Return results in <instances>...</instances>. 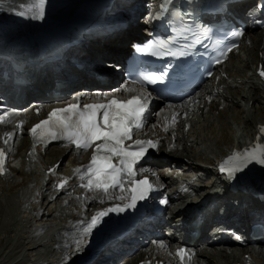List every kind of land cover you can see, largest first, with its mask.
Returning <instances> with one entry per match:
<instances>
[{
	"label": "bare ground",
	"instance_id": "obj_1",
	"mask_svg": "<svg viewBox=\"0 0 264 264\" xmlns=\"http://www.w3.org/2000/svg\"><path fill=\"white\" fill-rule=\"evenodd\" d=\"M91 1H92V3H91V5H92L95 1L94 0H91ZM152 1L154 2V3L152 2V5H155V0H152ZM84 2H86V0H56L55 2L53 0H48L47 8L43 6V9H44L43 16L42 17L40 16L41 22H42V20H43V22L45 20H48L49 23L56 21L62 25L61 28L65 27L66 33H69V35H71V37H73L76 31H79L82 29L83 25L72 24L71 22H70L71 24L68 25L67 24L68 21H66V22H64V21L66 19H68L70 16H72V14L75 13V11L80 6L84 5L85 4ZM128 2H129V5H131V7H133V9H134V12H133V15L131 16V18L122 17V16L116 17L117 13H120V9L118 6L121 7L123 4H120L119 2H115L112 5L107 6V8L103 11L102 15L100 16L99 20L97 21V24L94 25L96 28L102 29L104 26L103 22H108L109 20L113 19V23H116V22L124 23V19H126L130 23L129 28L126 31H121V32L113 34L111 36H106L105 38H103V39H105L104 41L102 38L96 37L95 32H92L88 35V37H86V40L84 42H82V44H80L77 47H73L69 51H67L61 62L56 63V64L45 65V63H42L41 60L39 59L35 63L36 66L41 65V68L45 67L43 70H46L47 72L49 71V73H52V74L59 76V78L62 80V82L69 87L80 86V83L82 85V82L83 83H90L91 84L90 88L99 86V84H97V82L90 76L91 71H94V70H96L99 74L106 73L110 79H113V80L118 79L117 72H115L116 70L113 73H111V72L107 73V72H103L102 70H98L99 68H95V69L92 68L93 70L90 68H87V70L85 72L81 73L80 71H74L71 69V67H74V65L71 66V62L75 61V64H77V61L78 62H80V60L85 61L86 59H88V57L90 55L93 57H96V58H98V57L104 58L105 57L106 59L114 61L116 57L126 53V44L123 43V41H125L126 39L130 40V38H135L133 40V42H137V40H136L137 35L136 34L139 33L138 30L140 28H139V26H137V23L134 21V17L137 16V14L142 13L143 10H145L146 8L149 9V7L142 5L144 3V0H128L125 3H128ZM108 8H110V9H108ZM37 9H40V6ZM90 9L91 10H90L89 14L95 13L99 9L102 12L103 5H101V8L99 5H92V7ZM40 11H41V9H40ZM89 14H87L82 19V22H84L86 19H88V16H90ZM246 21H247L248 28H249L248 32H250L251 34H247V36L244 38L243 45L248 40L247 37H249V40H255L256 36H255L254 32L259 31L255 25V23H257V20L255 18H253V16H249L246 19ZM138 23H140V21H138ZM141 24H145V26H146L148 24V20H143L141 22ZM263 35H264V31H262L261 37ZM4 36L6 37V39L8 41L4 38L3 43H7V42L11 41V39H10L11 37L9 35H4ZM68 37L69 36L66 35V36H64V39H68ZM256 41L257 42L254 41L257 44V50H256L257 54L255 53L256 54L255 55V59H256L255 60V62H256L255 72L259 69L260 66H262L261 62L264 58V37L262 39L260 38V40L257 39ZM70 44H72V42ZM70 44H67V45H70ZM77 51H79V52H77ZM84 52H86L85 56H83L79 60L77 58L78 57L77 55H79L80 53L82 54ZM260 53L263 54L262 57L260 56ZM29 67H30V69L28 71L27 78L30 79L32 84L27 88L19 89V91L17 92V94L24 96L21 99L20 105L23 106V108H21V109H25L24 113L26 114V118H22L21 120H18L17 117H19V116L16 114H14L12 117V129L15 130V133L11 135V138H9V141L13 140V146H14V143L19 142V140H18L19 138H17V132L20 129L25 131L24 137H27V139H28V133H27L28 127L26 125H28L31 121L36 120L38 116L33 114L32 108L30 110V108L27 107V104L31 103V102H36L33 98L32 92L34 90H37V88H39L38 90L44 89V87L47 86V84L44 86H41V85L44 84L50 78V75L48 73L44 74L43 72H37L36 69L32 65H29ZM226 72H227V70H226ZM227 73H228V75L226 74L227 75L226 77L231 78V80L230 81H224V83L227 84L226 88L227 87L231 88V89L237 88L236 83L239 79H242L240 77L241 75L239 76L237 73H233V72H230V73L227 72ZM235 74H237V76ZM245 77H246V75H245ZM243 81H244V78L242 79V83H243ZM244 83H246V82H244ZM53 84H54V82L52 80L51 86H53ZM85 85L86 84H84L82 86H85ZM48 86H50V84H48ZM247 86H249V85H247ZM260 87L262 88L263 94H264V81H261L260 79H256L254 81V79H252L251 87H249V88L259 90ZM127 88H132V87L127 86L126 89ZM50 89L51 88L48 87L47 90H50ZM216 91H218V92L215 94L213 93L212 94L213 97L209 95V99L212 100V99H214V97L222 96L224 101H228V97L223 95L221 87L216 88ZM223 92H225V90H223ZM244 93L246 95L245 99L247 100L246 104L250 105V102H252L251 105L253 107L254 106L256 107V104H259V105L264 104V102H262V101H264V97H262L261 95H259V96L248 95L247 96V93L245 91H244ZM109 94H113V95H116V96L123 98L126 95H129L130 93L124 89V90L116 91V93L112 92ZM92 95L97 96V97L99 96L98 94L97 95L92 94ZM102 95L103 96L100 97L101 99L107 98V95H105V94H102ZM197 98H198V96H197V94H195L193 97L190 98V100H196ZM199 98L202 99V101L200 103L204 102L205 97L203 98L202 96H200ZM46 101H48V100H46ZM193 103H195V101ZM221 103H223V102H221ZM226 103L231 104L230 105L231 107H237L236 104L233 105V102H226ZM195 106H197V105H195ZM219 107H220V105L214 106V109L218 110ZM185 108H186V105H182V104L170 105V106L166 105L165 108L160 110L157 115H154L153 117L148 116L147 126H146V129H145L142 136L144 137L145 140L159 141L158 145H159L160 149L157 152V155H160V156L159 157L152 156L151 160L148 161L145 164V166L143 167V169H145V171H140V172H145L147 175H150V177L153 176L154 178L151 177L152 180H155V182H158V183L162 182L163 180H166L167 175H170V178L174 181V185H176L175 187L178 188V192L179 193L181 192L182 194L186 193L188 188H191L193 185H197V184H194L192 182H189V183H187L186 181L183 182V180L180 178V175L192 173L193 167L190 164H186L183 160H176V159L171 158V157L167 158L165 155H166V152H167V154L171 153L172 155H174L176 153V149L179 148V145H180L179 142L181 140L183 142V145L186 144L185 140L182 139L183 132H182V128L179 125L182 123V116H183L182 112L184 111ZM259 109L264 111V107H262V106H260ZM217 112H219V111H217ZM174 114L177 116L176 123H175V125L169 127V129H172V128L173 129L172 130L168 129L167 132L164 131L165 125L171 124V117ZM261 116H262V114H261ZM20 117H23V116H20ZM232 118H233L234 122L243 123V124H246V126H247V123L250 122L249 119L247 118V116H243V113H239V112L236 115H234ZM152 121H154V122H152ZM21 122H23V126L18 127V125H20ZM214 123H215V121H214ZM217 123H218V121H217ZM219 123H220V125L222 124V127L219 128L218 134H216L217 129L215 128V125H212L209 129H207L205 131L206 138L209 139V143L206 146V149L211 150V152H213V149L216 150V153H218V154L215 153L216 154L215 157H217L219 161H222L223 159L226 161L227 158L230 156V154L233 153L234 151H236L235 153H237L242 148L248 149L249 145H250V147H253L251 145L252 143H247V139H246V141L242 140V142L236 143L233 139L234 137H232V133L235 134V132L232 131L233 129H232L230 123H228V122L226 123L223 120H220ZM254 123H255V125L251 129V131L248 133L247 137L250 139H253L254 136H256L258 134H262V137H263L262 139L264 140V133H261V131H260L261 127L259 126V125L264 126V117L262 119H259L257 122L255 119ZM3 126H5V125H3ZM217 126H218V124H217ZM193 128H192V130H193ZM172 131H174V133H172ZM3 139H4V141L7 140V138L4 137L3 133H2V134H0V146H2V147H4V145H5V143L3 142ZM238 144H240V145H238ZM7 145H8V142L6 143V146ZM30 145H31V143L28 142V145H27L28 151L27 152L29 153V155H33L35 153V151L37 152L38 150L40 152V155H42V151L44 152V154H46L49 150V149H45V151H44V150H42V148H40V149H39V147L33 148ZM220 146H221V148H220ZM222 146H226V149H224ZM215 147H216V149H215ZM7 148H8V146H7ZM7 148H6V151H7ZM62 150H63L62 153H64L65 156H68L72 152L70 150L69 151H66L64 149H62ZM71 154H72L73 158L69 163H73L74 165L72 167H69V165H67L68 171L66 173H64V175H57V173L55 175H54V173L47 175L50 177V179L49 180L44 179L46 184L42 187H40V185L42 184L40 180L43 176L40 177V176L35 175L37 177L38 181H36L34 184H31L32 183L31 179L33 178V176H31V179H28V180L30 182L29 183L30 188L31 189L34 188L32 190H27L28 183L27 184L23 183V182L19 183L18 186H21V187L25 184L24 189L26 190V192L24 194H22V198H21L22 200H19L17 202V204L19 206L18 211H19L20 215L21 214L24 215V217H20V215H19L20 218H25V220H29L28 218H31V216H32V219L37 220V217H39L47 209V207H45L43 209V206L42 207L40 206V205H44V203H47V206L51 203L56 204V208H55L54 212L56 213V211H57L58 214H61L62 209L66 208V207H70L73 203H77V202L81 201V200H78V198L76 196V195H78V193H76L75 195H72V197L69 198V197H66L67 193L65 190L62 192L57 191V189H56L57 183H55V180L53 179V177H56L57 182H61V181L65 182L66 181L65 186L69 187L70 184L72 183V181L69 180V177L70 176L76 177L77 172L75 170L80 169L83 166L84 161L80 162V159L83 156L89 157V155H90L88 153H81V152L79 154L72 152ZM35 155H37V154H35ZM203 157L204 156H202L200 158L202 159ZM14 162H15V164L14 163L13 164L15 165L14 167L16 168V170L22 172L23 168L25 167L24 163H22L20 161V159H16V161L14 160ZM56 163H58V158L56 159L54 164L52 163L50 166H48L46 168L45 172H47V170H50L51 166H54ZM42 165H44V162H42ZM60 165H61V162L59 163L58 168L60 167ZM42 168H43V166H42ZM58 168H57V170H58ZM241 170H242V166H241ZM241 170L235 171L233 173L232 180H233V182L236 183L235 185L241 186L243 183H245L244 185L247 186L249 184L250 180L247 179L248 175L246 177L241 175V173H240ZM29 175H31L30 171H29ZM0 177H1V174H0ZM216 180H217V182H219L220 178L216 177ZM195 182L197 183L196 180H195ZM202 187L205 188V190H203ZM251 187L254 188V190L257 194H262L264 197V182L263 181H259L258 183L253 182V183H251ZM248 188H249V186L247 187V189ZM37 189L41 190V192L46 189L47 194L42 195V193L39 192V194L37 195L38 196V198H37V196H34ZM197 189H198L197 190L198 194L199 193H205L207 191L206 185L201 186L198 184ZM178 192L176 195L171 197L170 205L175 204L177 201L180 200L181 195L178 194ZM82 193H83V191H80L79 195H81ZM91 193L87 194V196H90L88 198V200L90 199V201H91V203L89 202V204H88L89 207L91 206L89 211L88 212L85 211L86 209H84L85 208L84 207L85 205H84L83 209L81 208V209L76 210L75 215L73 216L74 219H77L76 226L77 227L79 226L78 231H80V229H81V225H80L81 222H84V224L82 226H86V223H90L91 217L96 215L97 212L104 211V210L109 209V208H113L112 207L113 204L111 205L110 203H108L106 201L109 198L106 197L104 194H102V192L91 191ZM239 194H240V199H242V205H243L241 210L243 212H245V211H247V209L253 208L252 205L256 202L255 197L249 191H246V190L239 192ZM250 197H251V200L249 203H247L245 199H248ZM88 200H86V201H88ZM262 204H264V202L261 203V205ZM78 205H80V203H78ZM0 206H1V208H0V217H1V214H3V208L2 207L4 206V204H0ZM167 210L170 211V208H168ZM260 211L263 212V210H260ZM112 212H109L106 215L107 218H108V215H110V218H108V219L113 220V219L117 218V215H118L117 212L116 211H112ZM49 213H50L49 211L45 212V214H49ZM53 213L51 215H53ZM255 216H260V214L259 215L255 214ZM62 218H64V216L61 214V220H62ZM148 218H149V216L146 217L145 221ZM247 219H248V214L245 213V219L244 220L246 221ZM153 221L154 222L149 223L150 226L147 228H146L147 224L144 225V221H143L141 224V228H140L141 232L139 230H134L132 233L126 235L125 240L127 241V238H128V243L123 249H120L119 245H118L121 238L119 239V241H116V239H115V234L117 233V231H111V230L105 231L104 235L105 234H111V235L107 236L105 239H102L100 246L101 247L104 246V249L111 250L112 244L118 242L117 248L115 249L117 255L119 254L120 251H126L129 254L130 252H132V250L136 249L135 246L133 248H131V245H133V241H136L133 238L134 235H141V236L143 235V237H146L144 244L151 243L150 248L152 250L149 252H146L148 248H146V249L144 248V249L140 250V251H142L141 256H139V258H141V259H138V261H136V264H139L142 262L144 264H154L155 260L163 261L161 258V255L158 253V249H157L158 242L156 241L154 244L153 242L150 241V239H152V236L154 235V233H156V230H154L153 228L155 227V228H161L162 229V226H161V224L157 218ZM3 225L5 226V224H2V226ZM55 225H59V223L57 222V223H55ZM6 227H7V225H6ZM3 230H4V228H3ZM78 234H79L78 236H80V237L75 236V238L70 239V243L65 246V248H64L65 253L63 254L64 259H66V257L69 256L71 252L80 253L81 250L84 248V247L80 248V246L82 247V245H80V243L83 242V243H85L84 246H86V240H87V237L85 238L86 232L81 231ZM6 237H8V236L7 235L5 237L1 236V238H0V252L3 249V243H5ZM156 238H159V240L161 239L159 242V245H161V243H166V248H167L166 251L171 253V256H172L171 259L173 260L174 264H180L181 259L179 256H177L175 254L174 246L169 248V246L173 242V239L172 240H169V239L162 240V238L159 235H157ZM200 238H202V236L199 237L194 243L192 242V244L190 245L193 248L195 247V250H193V252L195 253V256H197V258L195 260H197L198 262H201L202 264H221V263H214L210 258L209 259L204 258L207 254H206V252H204L202 247H200L201 246L200 244L206 243L208 241V239L204 237L200 241ZM217 238H218V236H215V237H213V240H217ZM24 240H25V242H27V245H30V247H32L31 248L32 252H35L41 246L45 247L44 240H40L39 242H37V240L32 235L26 236L24 238ZM125 240H123V241L125 242ZM204 245H205V247H210V248L216 247L212 243L204 244ZM9 246H11V245H9ZM233 247L234 246L231 245L228 248L230 249ZM8 249H9V247L7 246L6 250L4 249L5 251L3 250L2 254H0V257H2L4 255V253L6 251H8ZM10 250L11 251H9L10 252L9 254L14 253L15 249L11 248ZM252 250H253V246H251L250 243L246 244L245 246H241V248L239 249V251L241 253L240 255H236L234 253L232 254L230 252L228 254V252H224L223 250H221V252H222L221 258H223V260L225 259V263H227V264H239L240 262H242L244 260L245 257H247L250 254L251 257L246 259V260H248L249 263L264 264V244H262V243L258 244V247H257L256 252H255L257 254L256 257L254 256L255 254H254V252H252ZM9 254H7V255H9ZM124 254H126V253H124ZM104 255H105V252H104ZM110 255L111 256H109V258H110L111 262L110 263H102V264H113L112 261L115 259V257L117 255L112 254V253ZM121 255H123V254H121ZM134 257H136V256H134ZM134 257L131 259H134ZM61 259H58V262H60ZM68 260L69 261L72 260L74 262H78L77 264H80V259L74 260V258L73 259L69 258ZM93 260H95V258H93ZM46 262L44 261V263H46ZM131 262H132V260H130V264H131ZM42 263L43 262H37V264H42ZM100 263L97 261V264H100ZM83 264H92V263L85 261Z\"/></svg>",
	"mask_w": 264,
	"mask_h": 264
},
{
	"label": "rangeland",
	"instance_id": "obj_2",
	"mask_svg": "<svg viewBox=\"0 0 264 264\" xmlns=\"http://www.w3.org/2000/svg\"><path fill=\"white\" fill-rule=\"evenodd\" d=\"M28 1L30 2L32 0H18V1L17 0H0V21H7V20L9 21L12 19L15 20L14 16H12V14L14 15L13 10H16V7H18L20 5L25 9V7H27L29 5ZM34 1H33V3H34ZM143 5H147V2L144 1ZM20 11H21V9H18V12H20ZM42 11H44V9ZM33 13L37 14L39 17L38 19H40V15H39L40 9L35 10ZM137 15H139V16H137V17L135 16L136 19L134 17V21L137 23V26L140 25L139 27H141V26L145 25V24H141V22L144 20V18H143L144 14L140 13ZM138 21H140V23H138ZM14 27L15 26H12L11 24H9L8 27L7 26L3 27L0 24V29L6 28L5 32H7V34H4V35H9L11 38H13V36H12V34L8 33V31L15 30ZM254 33L256 36L255 40H247V43L245 45H243L244 49L242 50V52L240 54H238V57H237L238 62L235 63L236 66L234 67V64H230L227 66V68H228L227 72H228V70L229 71L232 70L233 73H237L239 76L241 75L240 77L242 79L244 78L243 83H242V79H239L236 83V85L237 86L239 85V87L234 88V89L227 87V88L223 89V90H225V92L222 91V93L224 96L228 97V101H224L222 96L214 97V100L212 99L213 103L210 107V113H213L214 117H215V115H218V117L212 118V120H211V121H213V123L215 121L214 125H215V128L217 129L216 134H218L219 128L222 127V124L220 125V123H219L220 120H223L226 123L228 122V123H230V125L233 129L232 131L235 132L233 139L236 143L239 141H242V140L243 141L246 139L248 140L249 138L247 137V135L251 131V129L254 127L255 119L257 122L259 119H262L264 117V111L259 109L260 106L264 107V104H262V105L256 104V107L255 106L253 107L251 105L252 102H250V105L246 104L247 100L245 99L246 95L244 93V91H245L247 93V96L248 95H251V96L261 95L262 97H264L263 90L261 87L259 88V90L249 88V87H251L252 79H254V77L253 78L251 77L252 71H250V70H253L256 67L255 55L257 54V52H256L257 44L255 42H257L256 41L257 39L260 40V38L262 39L264 37V35L261 37L262 31H260V30L258 32L255 31ZM248 34H251V33L248 32ZM248 38L249 37H247V39ZM126 41H128V42H126ZM129 42H130V40H128V39L123 41V43H125V44L127 43V45ZM77 52H79V51H77ZM82 55L83 54L80 53L79 55H77L78 56L77 58L81 59ZM260 56H262V53H260ZM98 58L105 59V57L104 58L98 57ZM263 64H264V58L261 62V65H263ZM72 65H74V64H71V66ZM262 68H264V66H262ZM115 72H117V71H115ZM253 72H254L253 76H255V70ZM245 75H246V77H245ZM90 76L92 77V74H90ZM222 76H225V77L227 76L223 70L219 73V77H222ZM256 79H257V77H256ZM254 81H255V79H254ZM244 82H246V83H244ZM225 85L227 86V84H225ZM247 85H249V86H247ZM77 87H79V86H77ZM221 102H223V103H221ZM226 102H233V105L236 104L237 107H231L230 106L231 104L226 103ZM262 102H264V101H262ZM221 104L225 105L224 111L221 110ZM213 105H215V106L220 105V109L217 110L220 113L217 111H213V107H212ZM39 106H40V103H36V102H31V103L27 104V107L30 108V110H31V108H32V110H34L35 107H39ZM227 107L228 108L231 107L232 109L228 112V110L225 109ZM238 112L243 113V116H247V118L249 119L250 122L247 123V126H246V124H243V123L234 122L232 117L234 115H236ZM261 114H262V116H261ZM24 117H17V118H18V120H21ZM203 119H205V120L208 119V113L204 114ZM217 121H218V123H217ZM217 124L219 127L217 126ZM2 126L3 125H0V133H1ZM10 126H11L10 129L12 131V134H14L15 130L12 129V124ZM210 127L208 126L207 129H209ZM6 131L9 132V128L6 129ZM3 135H4V131H3ZM25 141H27V144ZM7 142H8V140H7ZM11 143H12V145H11ZM5 145H6V143H5ZM27 145H28L27 137H25V140H21L18 143H14V146H13V140L10 141L8 146H10V147L12 146V149H13V150L11 149V154H10L11 155V163H10V161L8 162V164H10V166L9 165L7 166L8 173L6 172L5 176H3L1 174V177H0V204H4V206L2 207L3 208V214H1V217H0V238H1V236L2 237H5L6 235L8 236V237H6L5 243H3V249L1 250L0 254H2L4 249L6 250L7 246L9 247L8 251H6L4 253V255L2 257H0V264H37V262H43L42 264H71V262L77 264L78 262L68 260L69 258L70 259L74 258V260L75 259L81 260L80 257H78V258H76L74 256L69 257L70 255H72L73 252H71L70 255L67 256L66 259H64V255H63L65 253L64 248L67 244L70 243V239L75 238V236L80 237V236H78L79 235L78 233H80L81 231L85 232V226H81L80 231H78L79 226L78 227L76 226L77 219L73 218V216L75 215V211L78 209H81V208L83 209V206L85 205L84 209H86L85 211L88 212L89 209L91 208V206L88 207L85 202H83V204H81V205H78V203H73L70 207H66V208L61 210V214L64 216V218H62V220H61V214H58L57 211H56V213L54 212L55 208H56V204L51 203L47 206V203H44V205H40V206L41 207L43 206V209L45 207H47V209L39 217H37V220L32 219V216H31V218H28L29 220H25V218H20V217H24V215L23 214L20 215V213L18 211L19 206L17 204V202L19 200H22L21 199L22 194H24L26 192V190L24 189L25 184L21 187V186H18L19 183H21V182L26 183V184L28 183L27 190L34 189V188L31 189L30 185H29L30 182L28 179H31V176H33V178L31 179L32 180L31 184H34L36 181H38L36 176L41 177L45 174L47 176V172L49 170H47V172H45L46 168L48 166H50L52 163L54 164V162L56 161L57 158H58V161L61 160V165L58 168V170L62 169V168L68 169L67 165H69V167H72L74 164L69 163L73 158L72 154L70 153L68 156H65L64 153H62V151H63L62 149H57V150L56 149H52V150L49 149L50 151L48 150L49 152H47L46 155H44L42 157L34 155V154L29 155V153L27 152L28 151ZM222 147L224 149H226V146H222ZM220 148H221V146H220ZM8 149H9V147H8ZM215 149H216V147H215ZM213 152L216 153V150L213 149ZM166 154H167V152H166ZM216 154H218V153H216ZM34 156H37V158L33 160ZM159 156L160 155H158V157ZM16 159H20V161L22 163H24L25 167L23 168L22 172L16 170V168L13 167L15 164L14 160L16 161ZM32 160H33V162H32ZM81 161L83 162V159ZM42 162H44V165H42ZM42 166H43V168H42ZM52 167L53 166H51V169H52ZM29 171H30L31 175H29ZM240 173L244 177L247 176V172L245 170L244 171L241 170ZM55 174H56V172L54 173V175ZM57 175H61V174L57 173ZM166 178L171 179L170 175H167ZM53 179L55 181L57 180L56 177H53ZM40 181H43V180H40ZM168 182L169 183L172 182V184L174 185V181L172 179L168 180ZM159 184H161V185L165 184L166 185L168 183H166V180H163ZM199 185L204 186L205 183L203 184V182H201ZM40 187H41V185H40ZM202 189L205 190V188H203V187H202ZM65 191H66V193H68L69 190L67 189ZM37 192L39 193V192H41V190L37 189ZM75 194L76 193H74V195ZM78 194H79V192H78ZM66 197L71 198L72 195H67ZM0 208H1V206H0ZM47 211H49L50 213L45 214V212H47ZM52 213H53V215H51ZM19 215H20V217H19ZM257 215H259V214H257ZM108 218H110V215H108ZM57 222L59 223V225H55V223H57ZM2 224H5V226L4 225L2 226ZM6 225H7V227H6ZM3 228H4V230H3ZM165 230L166 229H164V233H165ZM28 235L29 236L32 235L37 240V242H39L40 240H44L45 247L41 246L35 252H32V249H31L32 247H30V245H27V242H25V240H24V238ZM136 239H138V241H136V243L138 244V246L136 248L137 250L136 249L132 250V253L130 252L131 253L130 255L123 257L122 260H120L118 264H130V260H132L131 264H136V261H138V259H141V258H139V256H141L142 251H140V250H142L144 248L145 249L148 248L147 251L152 250L150 248L151 243H146V245L143 244V242H144L143 237L137 236ZM7 243L11 246H9ZM80 245L83 246V245H85V243L82 242V243H80ZM86 245H87V243H86ZM83 247H86V246H83ZM83 247L80 246V248H83ZM133 247L134 246H132V248ZM11 248H14L15 250H14V253L9 254L10 253L9 251H11L10 250ZM83 249L81 250L80 253L85 255V250L83 251ZM202 249L207 254L205 256L206 259L210 258L214 263L215 262L222 263L223 261H225V259L224 260L221 259L222 252H220V254L218 255V251H217L216 247H213V248L202 247ZM231 249H234V252L230 251V253L240 254L239 253L240 248L233 247ZM160 253H162V255H163L162 257H164L165 259H168L171 256L170 254L165 253L164 251H160ZM7 254H9V255H7ZM76 254H78V253H75V255ZM126 254H128V253H126ZM123 255H120L119 258H115L112 261V263L117 264L118 260ZM134 256H136V257H134ZM254 256L256 257L257 254H255ZM133 257H134V259H131ZM171 258H172V256H171ZM58 259H61V261L58 262ZM44 261L45 262L47 261V262L44 263ZM107 261L110 262L109 260H107Z\"/></svg>",
	"mask_w": 264,
	"mask_h": 264
},
{
	"label": "snow or ice",
	"instance_id": "obj_3",
	"mask_svg": "<svg viewBox=\"0 0 264 264\" xmlns=\"http://www.w3.org/2000/svg\"><path fill=\"white\" fill-rule=\"evenodd\" d=\"M40 6V16H43L44 0H38ZM18 15H25L21 11ZM237 36H243V33H236ZM150 47L158 49L153 55H185L184 52H172L166 49L165 41H158ZM237 45L233 44L227 51H232ZM138 52L146 51L145 48L137 47ZM223 55H226L224 53ZM220 63V59H217ZM260 76L264 77V69L260 71ZM164 74H147L134 80L132 83L147 82L155 84L162 81ZM133 92L134 89H125ZM148 108V97L143 94L131 95L127 99H119L115 96L107 100L106 103L85 104L81 108L78 104H70L65 108L53 109L48 114V119L42 120L34 125L31 133L34 139H57L64 136L70 143L74 144L78 150L87 151L94 147L91 155V161L86 166L81 179L86 183L81 187L88 191H98L105 194L110 190L119 188L123 193L129 191L131 193V203L127 207H135L138 200H144L147 193L152 191V185L147 178L136 180L135 166L146 156L148 150L158 147L159 141L135 139L133 140L134 130H139L144 126L145 113ZM39 111V110H37ZM22 123L18 127H22ZM176 115L171 117V124H166L164 131H168L169 127L175 125ZM264 133V126L260 129ZM11 138V133L6 134ZM133 140L132 144H126V141ZM99 141L100 143H97ZM7 143V140L5 141ZM118 158V164L113 163V159ZM256 161L264 164V146L256 145L244 153H234L220 166L222 172L227 171L229 176L235 171L241 170V166H246L247 162ZM5 152L0 149V174L4 172ZM80 173V169L75 170ZM140 171H145L141 168ZM125 177H129L131 188L125 189ZM66 183V181H65ZM60 188L64 184L59 185ZM116 199H124L117 196ZM161 203L166 204L167 200ZM124 209L117 206L104 211L97 212L91 217L85 232H90L95 228L109 212L123 211ZM176 255L180 257L182 264L186 260L191 259V254L183 248L177 249Z\"/></svg>",
	"mask_w": 264,
	"mask_h": 264
}]
</instances>
